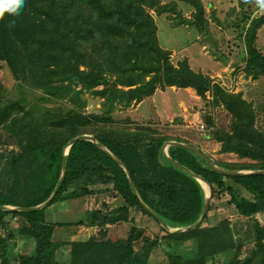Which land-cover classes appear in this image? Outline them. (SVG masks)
<instances>
[{"label": "trees", "instance_id": "16d2710c", "mask_svg": "<svg viewBox=\"0 0 264 264\" xmlns=\"http://www.w3.org/2000/svg\"><path fill=\"white\" fill-rule=\"evenodd\" d=\"M178 3L193 9V19L182 20L197 29L206 26L201 0H25L19 15L6 13L0 19V61L5 62L17 83L40 91L57 104L54 108H34L25 107L22 100L0 102L4 143L17 148L7 155L10 164L5 173H10L11 179L7 184L0 181V205L31 207L45 201L58 181L63 147L83 134L93 136L128 170L127 176L90 141L73 143L67 153L63 182L47 205L35 211L0 210V226L5 228L8 218L16 219L21 238H31L34 246L30 254L23 252L9 259L14 234L0 236V264H153L150 256L159 248L158 237L150 239L144 236V230L130 226L124 238L115 239L106 227L128 221L126 213L132 207L159 224L139 199L171 229L198 220L205 197L203 186L169 162L161 149L166 141L194 146L173 136L174 128L164 133L155 127H118L113 119L105 117L116 107L139 102L157 87H191L203 98L207 91L211 93L210 106L222 107L230 117L226 129H213V139L220 144V153H232L241 160L212 159L213 164L227 170H264V103L258 111L241 92L226 91L209 75L194 71L186 59L173 65L170 51L159 45L157 23L150 10L179 17ZM13 20L15 24L9 26ZM240 26L244 68L254 78L264 77V55L255 47L257 32L264 26V12L246 25L242 18ZM83 93L102 99L101 115L83 112ZM213 120L211 117L210 124L205 125L212 128ZM167 154L210 185V199L226 193V204L231 205L235 216L254 217L247 232L252 235V245L244 251L241 236L246 231L239 233L228 219L216 221L215 217V224H211L208 213L213 204L209 201L203 220L194 229L168 233L159 224L165 231L161 240L166 241L167 249L165 261L156 264H264V226L255 219L256 214L264 212V174L223 175L199 155L177 145L168 146ZM129 178L139 199L132 192ZM85 182L107 186L121 204L105 211L85 210L77 220H49L46 209L51 205L91 193ZM242 190L248 197L242 196ZM69 224L70 229L66 226ZM62 226L65 228L58 229ZM78 226H99L98 236L69 239ZM135 243L141 245L135 248ZM62 246L68 249L63 260L58 256Z\"/></svg>", "mask_w": 264, "mask_h": 264}, {"label": "rangeland", "instance_id": "374dc122", "mask_svg": "<svg viewBox=\"0 0 264 264\" xmlns=\"http://www.w3.org/2000/svg\"><path fill=\"white\" fill-rule=\"evenodd\" d=\"M161 2L164 3L167 2V0H161ZM201 2L205 9L203 18L206 20V23L203 24V26H206L200 29H197L194 25L182 20L193 19V9L190 5L188 6L186 4L178 3L176 6V12L179 14V17H176L173 13L169 12L157 15L154 11L150 10L151 15L157 23V38L159 45L170 51L169 58L173 65H176L178 61L186 59L189 66L194 71H200L209 75L214 82H217L228 92H236L239 89L246 90L248 86H251V84H254L255 82V86H257L255 88H258L257 90L259 91V99L254 105L258 111H261V107L264 103V77L259 75L254 78L252 77V73L246 72L244 68L245 62L241 61V57L245 54V48L242 38H239L238 35L239 31H241L240 25L242 23V18L245 17L246 25L250 19L258 16L262 11H260L254 3H248L247 0H201ZM255 47L264 55V29L257 32ZM97 88L100 89L101 87L99 86ZM151 95L149 96L151 97ZM160 96L162 95L157 94L153 99H149L150 104L155 101L160 106L162 98L164 99L166 107L169 105L171 107L174 106L173 102L170 103V101H173L172 98L174 97L169 94L162 97ZM81 97L86 101V105L83 108L85 114H102V99L100 97L90 93H83ZM9 99H14L16 101L22 100L21 104L25 107L54 108L57 105L40 91L29 87L27 88V86L17 83V80L13 78L5 62L0 61V102L4 103ZM211 100V93L208 91L205 93L204 98L200 97L197 104L201 106L200 110L204 111L202 112V115L213 113L219 122V129H226L225 127L229 124V115L227 114V116L220 106L215 108L211 107ZM146 104V111H151L152 109L149 108L148 103ZM126 108L116 107L109 115L105 114V117L113 119L116 126L125 128H132L137 125L151 128L150 126L155 127V124H157L155 121L135 122V120H125V117L121 116L120 110ZM177 120H179V118H177ZM260 121H262L261 118H259L258 124L259 126H262L263 123H260ZM175 124L176 122L173 120V126L170 127L175 129V131L171 133L173 136L178 134L176 131L177 126ZM158 125H160V127L156 126L155 128L164 133L168 132L167 130L169 129V126H167V124L161 125L159 123ZM218 127L213 126V129ZM213 129L211 130L210 128L209 133H212ZM0 136L2 140V142H0V154H4L0 161V181L3 184H7L9 183V179H11V174L5 173V170L9 168L10 164V159H8L7 155L10 150H17V148L14 145H7L4 143L5 136L3 133V127H0ZM191 142L190 143L194 147H197L194 145V141ZM232 157L234 156L231 155L229 158L231 159ZM85 187L88 190H91V193H85L82 197L61 201L51 205L46 209L47 218L53 222L72 221L77 220L78 214L83 213L85 210L99 209L105 211L106 209L110 210L121 204L117 195H115L107 186L98 184L93 185L85 182ZM203 188L205 189L204 186ZM225 194L226 193L215 195L210 199L213 207L208 213L210 216L209 221H212L211 224H215L213 221L215 216L220 219L225 218L229 220L233 229H237L239 233L246 231L245 234L241 236V238H243L242 248L245 251L252 245V235L247 232L248 230L250 232L254 217L241 219L237 215L235 216L232 212L233 209L231 205L226 204L228 200L225 198ZM128 211H130L129 213H126V216L129 217L128 221L115 222L106 225L109 230V236L115 239L124 238L129 227L136 226L139 229L144 230L143 233L145 237L150 239L158 237L160 239V244L158 245L159 248H156L151 254L150 262L156 264L165 261V251L167 249L166 241L161 240L162 236L165 235V231H161L159 224L156 223L152 217L143 214L137 207L129 208ZM255 219L264 226V212L257 214ZM204 225H206V223H204ZM63 226L58 229L65 228ZM66 226H68L69 229L72 227L71 224ZM98 228L99 226H78V229L73 232V235L69 239L75 241L81 238L79 236H84L83 238L92 235L98 236ZM169 230L174 229L169 228ZM8 232L14 234L13 240L15 241L13 244L9 245V259L14 258L19 253L25 252L30 254L33 251L34 246L32 239L21 238V234L18 231V221L16 219L8 218L5 223V228L0 226L1 237L5 238ZM247 234L248 237H246ZM54 238L57 240L56 236ZM58 239H65V237L59 236ZM139 246L135 243V248H138ZM187 248H189V246H187ZM67 251L68 249H66L65 246H62L58 251L59 258L62 260L66 258Z\"/></svg>", "mask_w": 264, "mask_h": 264}, {"label": "crops", "instance_id": "0c3cea01", "mask_svg": "<svg viewBox=\"0 0 264 264\" xmlns=\"http://www.w3.org/2000/svg\"><path fill=\"white\" fill-rule=\"evenodd\" d=\"M262 29H264V27H262L259 30V32ZM255 87L257 86H255V82H254V84H251V86H248L246 90L239 89L236 92L242 91L241 94L245 100L251 101L253 102V104H256V102L259 99L258 98L259 91L257 90L258 88H255ZM157 94H160L162 96L169 94L170 96L174 97L172 98L173 101H170V103L172 102L174 103V106L171 107L169 105L168 107H166L164 103V99L162 98H161L160 106L155 101H153L150 104L149 99H153V97L156 96ZM199 99L200 97L196 94L195 90L191 87H187L184 89L177 88L175 86H172L170 88H165V89L156 88L154 93L151 95V97L147 96L137 103H132L126 109L120 110V113H121V116L125 117V120L130 119L133 121L135 120V122L155 121V123H157L155 124V127L156 126L160 127V125H158L159 123L161 125L167 123L168 124L167 126H169L170 128L171 126H173L172 123L174 120V122H176L175 124L177 126L176 131L178 133L176 136L184 140L190 141V142L194 141L195 142L194 145L197 146L198 149L204 152L207 156H209L211 160L215 159V160H219L222 162H240L241 160H238L237 157L232 153H220L219 152L220 144L213 139L212 134L209 133L210 128L208 126H205L202 132L198 129V125L201 122L206 123L205 116L207 114L210 116V122H211V117L214 119L213 126L214 127L219 126V122L216 119V117L213 115V113L212 114L206 113L202 115V112L204 111L200 110L201 106L197 104ZM146 103H148L149 108L152 109L151 111H148V112L146 111L145 109V107L147 108ZM177 118H179V121L177 120ZM212 129L213 127L211 128V130ZM198 135H205V136H198ZM231 155H233L234 157L230 159L229 157H231ZM242 171L251 172L252 170H242ZM241 194L242 196L248 197V193L245 192L244 190H242ZM225 198L228 200L229 195L225 194ZM215 217H216L215 218L216 221L220 219V218H217V216ZM79 237H81L80 239H84L83 238L84 236H79Z\"/></svg>", "mask_w": 264, "mask_h": 264}, {"label": "water", "instance_id": "95a60500", "mask_svg": "<svg viewBox=\"0 0 264 264\" xmlns=\"http://www.w3.org/2000/svg\"><path fill=\"white\" fill-rule=\"evenodd\" d=\"M205 121H206V123L208 125L209 122H210V116L209 115L205 116ZM83 140H87V141L92 142L97 149L101 150L106 155H108L110 158H112L125 171V173L128 176V170L124 166L123 162L117 156H115L112 152H110L104 145L99 143L90 134H83V135L71 138L68 141V143L63 147V149H62V161H61L60 175H59L58 181H57V183H56V185L54 187V190L52 191L50 196L45 201H43L42 203H40L38 205L31 206V207H19V206L14 207V206H8V205H0V210H4V211H7V210H12V211H35V210H39L42 207H44L45 205H47L52 200V198L55 196L56 192L58 191V189L60 188V186H61V184L63 182L64 175H65V170H66V158H67V153H68V150H69L70 146L73 143L77 142V141H83ZM170 145H177V146L183 147V148H185L187 150H190L191 152L199 155L200 157H202L207 162V164L214 171H216L218 173H221L223 175H243V174H251V173L264 174V170H252L251 172H245V171H242V170H227V169H223V168H220V167L216 166L215 164H213L211 158L209 156H207L204 152H202V151H200V150H198V149H196V148H194L192 146H189V145L181 143V142H176V141H166V142H164L162 147H161V149H162V152H163L165 158L169 162L175 164L176 166H178L179 168H181L182 170H184L185 172H187L188 174H190L191 176L196 178V180L202 186L205 187V189H204L205 197H204L203 207H202V211H201V214H200L198 220L195 223H193V224H191L189 226L176 228L174 230H169V227H167V225L163 222V220L154 211H152L144 202H142L139 199L137 191H136V188H135V185H134V182L132 181L131 178H129V183H130L132 192H133V194L135 196L138 197V199L140 201V204L143 206V208L150 215H152L159 222L160 226L164 230H166L168 233H180V232L191 230V229H194L195 227H197L201 223V221L203 220V218H204V216H205V214L207 212V208H208V205H209V199H210V195H211V187H210V185L207 182H204L199 176H197L189 168L181 165L180 163L174 161L172 158L169 157V155L167 154L166 150H167V147L170 146Z\"/></svg>", "mask_w": 264, "mask_h": 264}, {"label": "clouds", "instance_id": "9594fccd", "mask_svg": "<svg viewBox=\"0 0 264 264\" xmlns=\"http://www.w3.org/2000/svg\"><path fill=\"white\" fill-rule=\"evenodd\" d=\"M248 3H254L257 8L264 12V0H247ZM25 5V0H0V19H3L5 14L19 15ZM15 24V21H10L9 26Z\"/></svg>", "mask_w": 264, "mask_h": 264}, {"label": "built area", "instance_id": "2783aa9c", "mask_svg": "<svg viewBox=\"0 0 264 264\" xmlns=\"http://www.w3.org/2000/svg\"><path fill=\"white\" fill-rule=\"evenodd\" d=\"M205 123L201 122L199 125H198V129L202 132L205 128Z\"/></svg>", "mask_w": 264, "mask_h": 264}]
</instances>
